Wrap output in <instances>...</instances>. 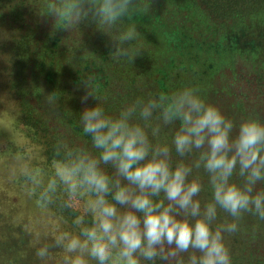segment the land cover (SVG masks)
<instances>
[{"label": "clouds", "instance_id": "obj_1", "mask_svg": "<svg viewBox=\"0 0 264 264\" xmlns=\"http://www.w3.org/2000/svg\"><path fill=\"white\" fill-rule=\"evenodd\" d=\"M151 10L147 0H45L41 15L54 20L53 35L97 25L111 38L113 58L134 63L142 55L133 46L141 32L124 22ZM82 84L81 102L96 101L80 116L95 152L61 141L50 176L29 163L18 169L40 208L59 201V207L77 210L83 202L73 221L77 231L57 230L51 243L36 250L41 264L52 249L63 251L62 264H184L182 254L187 264H232L226 237L240 230L245 216L264 221V190H257L264 184V122L237 124L194 87L138 99L113 117L87 81ZM45 101L55 109L54 95ZM178 122L171 145L156 142ZM205 184L210 201L201 196ZM221 212L231 222L217 225Z\"/></svg>", "mask_w": 264, "mask_h": 264}, {"label": "trees", "instance_id": "obj_2", "mask_svg": "<svg viewBox=\"0 0 264 264\" xmlns=\"http://www.w3.org/2000/svg\"><path fill=\"white\" fill-rule=\"evenodd\" d=\"M26 1L28 0H0V3H11L9 14L14 22L20 25L25 9L23 4ZM147 2L152 5L151 11L147 14L138 11L124 22L125 28L136 24L141 32L139 40L134 42L133 46L141 47L142 55L136 57L134 63L126 59H114L112 47H105L107 40L104 36H90L83 45L73 43L68 51L72 50L73 55L81 54L82 65H88L104 77V80L68 81L71 88L74 87L81 92L85 91L82 82L87 81L88 86L101 98L98 105L103 107L107 115L116 117L138 99L147 100L154 95L157 96L160 90L165 91L164 96L171 95L178 90L175 83L180 79L194 78V82L199 83V86L202 83L204 86L209 80L212 88L211 79L224 68L232 70L236 59L241 57L238 55L246 54L243 49L260 45L258 43L260 41L256 42L254 37H250L255 24L264 21V0H147ZM44 4L45 0L41 2V5ZM86 26L93 27L91 23H86ZM95 27L98 31L97 26ZM47 41H50V45ZM36 42L42 44L44 53L57 46V39L53 40L49 34L38 33L36 26H28L14 44L15 68L11 71L13 80H6L4 88L14 98L19 122L32 132L33 139L41 146L46 163L51 164L58 159L56 148L61 141L77 151L95 152L92 149L91 137L83 132L79 112V109L95 106L94 99L89 98L86 104L80 100L73 101L67 106L62 102L64 95L74 91L73 88L68 90L62 86L55 92L53 83L59 80H34L35 72L31 75L29 73L20 75L23 80H16L20 77L16 69L21 72L28 65L34 64L35 70L38 71ZM126 64L130 67L128 68ZM145 74L151 80H135ZM29 75L31 80H27ZM260 78L264 79V74ZM205 92L207 93V89ZM49 94L56 97L55 109L45 101ZM177 125L179 126L178 123ZM173 155L179 161L180 158L176 157L174 152ZM106 170L111 174L110 168ZM205 188L210 201L211 188L208 185ZM257 190H264V184L258 185ZM51 207L71 226L76 216L81 214L79 210L59 207V201ZM224 217L230 218L221 212L217 221L222 222L221 219ZM252 220L253 223L264 224V221L262 223L256 217ZM234 235L236 237L234 242H226L232 264H264V231L255 241L259 242L258 247L252 249L250 254H245V259L238 252V240L236 234ZM179 259L187 264V254H182ZM142 264L151 262L142 261ZM156 264L163 262L157 260Z\"/></svg>", "mask_w": 264, "mask_h": 264}, {"label": "rangeland", "instance_id": "obj_3", "mask_svg": "<svg viewBox=\"0 0 264 264\" xmlns=\"http://www.w3.org/2000/svg\"><path fill=\"white\" fill-rule=\"evenodd\" d=\"M42 1L24 2L25 9L20 25H17L9 14L11 3H0V264H41L35 254L36 250L44 244L51 243L57 230L77 231L51 206L47 209L40 208L36 202L37 197H30L27 194L25 180L18 173L21 163H29L31 167L39 168L46 176H50L53 163L45 162L41 146L33 139L32 132L19 122L14 98L4 89L6 80H13L11 71L15 68L13 47L16 40L28 26H36L38 33L49 34L53 40L57 39V46H53L47 53H44L42 44L35 43L39 57L36 61L39 63L38 71L33 64L28 65L21 72L16 69V72L19 76L26 73L31 75L35 72L34 80H59L53 83L55 92H58L59 87L62 88V86L68 90L73 88V93L70 91L64 95L62 102L67 106L73 101H81V96L85 92L71 88L68 80H104L99 71L91 69L88 65H82L81 54L73 55L72 50L68 52L73 43L83 45L90 36H104L107 40L105 47L111 46V38L99 29L97 31L95 27L97 25L94 24H92L93 27H87L86 24L78 25L69 32L57 30L53 35L54 20L41 15L44 8V5H41ZM251 34L250 38L254 37L256 42L260 41L258 42L260 45L243 49L246 54L238 55L241 57L236 59L232 70L224 68L211 79L212 88L209 80L204 86L203 83L199 86V83L194 82V78L184 79L191 80L188 82L178 79L179 81L175 83L176 88L179 90L185 87L196 86L194 88L198 89L200 87L199 95L205 102L218 107L226 117L237 124L250 118L264 122V79L260 78L264 74V21H258L252 28ZM48 44L50 45V41ZM255 56L257 57L254 59ZM30 75L27 80H31ZM21 76L16 80H23ZM135 80L151 79L145 74L142 78ZM157 95H165V91L160 90ZM83 110L84 108L79 109V112L82 113ZM178 127L176 125L162 130L156 142L171 145ZM13 170H17L15 177H13ZM201 196L205 201H209L206 188ZM82 204V201L79 202L77 208L80 212ZM253 218L254 216H245L240 222V230L235 233L238 240V252L243 259L245 254H250L252 249L258 247L259 242L255 241L264 231V224L253 223ZM221 221H216V224L231 222V217L228 219L224 217ZM233 240H236L234 234L226 237V242H234ZM51 251L52 257L47 264H62L63 251L61 249Z\"/></svg>", "mask_w": 264, "mask_h": 264}]
</instances>
